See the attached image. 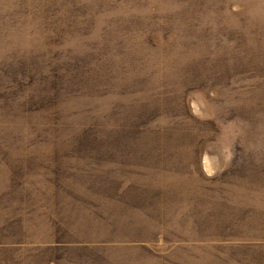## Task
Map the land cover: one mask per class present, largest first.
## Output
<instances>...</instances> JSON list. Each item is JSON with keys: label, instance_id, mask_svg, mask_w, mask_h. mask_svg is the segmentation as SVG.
I'll return each instance as SVG.
<instances>
[{"label": "rangeland", "instance_id": "374dc122", "mask_svg": "<svg viewBox=\"0 0 264 264\" xmlns=\"http://www.w3.org/2000/svg\"><path fill=\"white\" fill-rule=\"evenodd\" d=\"M0 264H264V0H0Z\"/></svg>", "mask_w": 264, "mask_h": 264}, {"label": "trees", "instance_id": "16d2710c", "mask_svg": "<svg viewBox=\"0 0 264 264\" xmlns=\"http://www.w3.org/2000/svg\"><path fill=\"white\" fill-rule=\"evenodd\" d=\"M126 131L128 132H131V133H135V131H133L132 129H125ZM123 131V130H122ZM129 136V135H128ZM130 137V136H129Z\"/></svg>", "mask_w": 264, "mask_h": 264}]
</instances>
